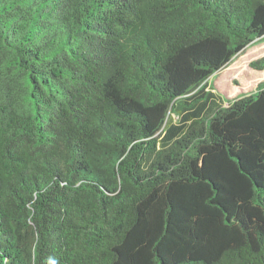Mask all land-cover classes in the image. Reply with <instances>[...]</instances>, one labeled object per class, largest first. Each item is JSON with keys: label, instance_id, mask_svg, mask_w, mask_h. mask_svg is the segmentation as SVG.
I'll use <instances>...</instances> for the list:
<instances>
[{"label": "trees", "instance_id": "trees-1", "mask_svg": "<svg viewBox=\"0 0 264 264\" xmlns=\"http://www.w3.org/2000/svg\"><path fill=\"white\" fill-rule=\"evenodd\" d=\"M262 39L264 0H0V264H264V80L206 90Z\"/></svg>", "mask_w": 264, "mask_h": 264}, {"label": "rangeland", "instance_id": "rangeland-1", "mask_svg": "<svg viewBox=\"0 0 264 264\" xmlns=\"http://www.w3.org/2000/svg\"><path fill=\"white\" fill-rule=\"evenodd\" d=\"M264 56V39L248 44L220 71L212 74L206 90L215 97L213 100L222 106H228L240 95L253 92L264 80V72L256 71L249 66L250 61ZM211 100V101H213Z\"/></svg>", "mask_w": 264, "mask_h": 264}]
</instances>
